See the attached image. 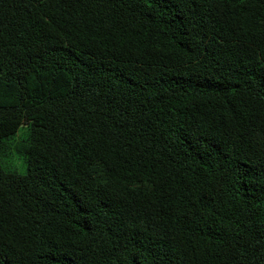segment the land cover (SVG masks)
Masks as SVG:
<instances>
[{
  "label": "trees",
  "instance_id": "1",
  "mask_svg": "<svg viewBox=\"0 0 264 264\" xmlns=\"http://www.w3.org/2000/svg\"><path fill=\"white\" fill-rule=\"evenodd\" d=\"M0 264H264V0H0Z\"/></svg>",
  "mask_w": 264,
  "mask_h": 264
},
{
  "label": "rangeland",
  "instance_id": "2",
  "mask_svg": "<svg viewBox=\"0 0 264 264\" xmlns=\"http://www.w3.org/2000/svg\"><path fill=\"white\" fill-rule=\"evenodd\" d=\"M26 134L27 127L22 125L14 136L3 141L0 147V164L5 170L16 172L18 174L25 173V161L20 149V142L22 143Z\"/></svg>",
  "mask_w": 264,
  "mask_h": 264
}]
</instances>
